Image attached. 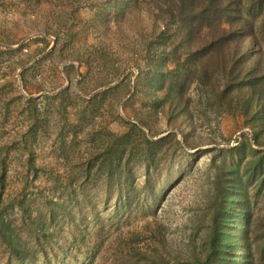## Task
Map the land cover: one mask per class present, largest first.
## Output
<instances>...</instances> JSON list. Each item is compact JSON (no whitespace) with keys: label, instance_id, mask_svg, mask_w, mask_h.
<instances>
[{"label":"rangeland","instance_id":"374dc122","mask_svg":"<svg viewBox=\"0 0 264 264\" xmlns=\"http://www.w3.org/2000/svg\"><path fill=\"white\" fill-rule=\"evenodd\" d=\"M139 2V10L116 18L103 0H0V264H20L18 257L24 264L204 258L213 159L243 165L252 155L229 151L243 135L254 150H264L238 115L196 116L191 129L152 114L153 90L142 76L150 61L146 10L157 13L163 1ZM124 120L148 135L173 132L183 142L182 130L197 138L190 140L193 148L165 143L146 188L141 140L134 136L129 184L122 176L108 181L101 154L111 134L128 131ZM213 149H223L224 159ZM123 196L133 200L131 207L120 203ZM251 208L255 217L264 215V186L253 193ZM263 233L257 221L255 244Z\"/></svg>","mask_w":264,"mask_h":264},{"label":"trees","instance_id":"16d2710c","mask_svg":"<svg viewBox=\"0 0 264 264\" xmlns=\"http://www.w3.org/2000/svg\"><path fill=\"white\" fill-rule=\"evenodd\" d=\"M158 12L146 10L152 23L146 53L150 59L148 71L142 74L153 92L148 95L152 114H165L169 124L187 123L194 129L195 117L205 120L219 119L228 113L243 118L251 129L256 146L264 147V0H162ZM106 12L116 18L125 17L140 9L139 0H103ZM105 12V13H106ZM104 13V14H105ZM262 17L260 35L256 21ZM134 18L138 19L135 15ZM171 54L172 68L167 65ZM139 121L149 128L141 118ZM128 131L111 134L101 154L100 170L106 180L122 176L129 184L132 174L134 136L141 140L139 152L150 188L152 170L163 159L164 144L171 140L176 148L184 144L193 148L192 133H176L160 137L164 132L152 131L148 135L138 124L123 121ZM150 129V128H149ZM242 141L229 151L252 156L243 165L230 166L225 160L212 165L216 171L212 181V213L209 216L208 250L204 258L177 264H262L263 241L252 240L257 221L251 208L254 192L264 186V150H254L250 139ZM130 146L131 149H128ZM248 148V151H247ZM216 150V151H214ZM215 156L226 153L213 149ZM153 190V189H151ZM259 191V192H258ZM253 192V193H252ZM122 205L131 207L130 197H120ZM20 264L24 259L18 257Z\"/></svg>","mask_w":264,"mask_h":264}]
</instances>
